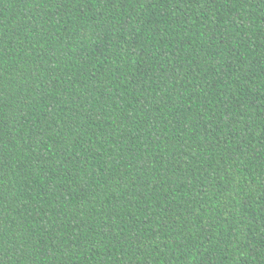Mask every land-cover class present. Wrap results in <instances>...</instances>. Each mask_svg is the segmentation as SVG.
<instances>
[{
	"label": "trees",
	"instance_id": "1",
	"mask_svg": "<svg viewBox=\"0 0 264 264\" xmlns=\"http://www.w3.org/2000/svg\"><path fill=\"white\" fill-rule=\"evenodd\" d=\"M0 264H264V0H0Z\"/></svg>",
	"mask_w": 264,
	"mask_h": 264
}]
</instances>
